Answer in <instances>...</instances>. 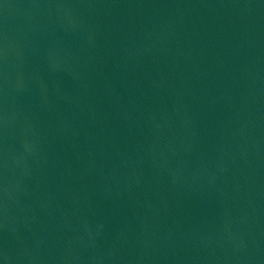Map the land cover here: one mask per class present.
I'll return each instance as SVG.
<instances>
[{"label":"water","instance_id":"obj_1","mask_svg":"<svg viewBox=\"0 0 264 264\" xmlns=\"http://www.w3.org/2000/svg\"><path fill=\"white\" fill-rule=\"evenodd\" d=\"M0 264H264V0H0Z\"/></svg>","mask_w":264,"mask_h":264}]
</instances>
